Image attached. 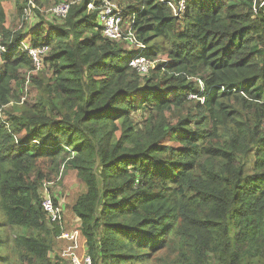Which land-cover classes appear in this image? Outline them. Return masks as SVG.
<instances>
[{"label": "trees", "instance_id": "obj_1", "mask_svg": "<svg viewBox=\"0 0 264 264\" xmlns=\"http://www.w3.org/2000/svg\"><path fill=\"white\" fill-rule=\"evenodd\" d=\"M181 1L176 16L159 0H121L125 37L145 47L134 67L91 0L25 33L28 10L51 12L18 1L13 32L0 0V108L26 72L52 70L46 84L33 79L48 99L9 125L0 118V231L21 230L0 235V264H51L65 218L47 221L40 189L54 192L62 165L85 187L65 212L92 264H264V0H165ZM158 41L170 52L152 68ZM26 44L49 49L39 70ZM191 95L195 114L174 121ZM137 111L148 115L139 130ZM10 248L14 259L2 255Z\"/></svg>", "mask_w": 264, "mask_h": 264}, {"label": "rangeland", "instance_id": "obj_2", "mask_svg": "<svg viewBox=\"0 0 264 264\" xmlns=\"http://www.w3.org/2000/svg\"><path fill=\"white\" fill-rule=\"evenodd\" d=\"M18 1H21L22 5H24V0H2V6L5 10L7 22L6 27L9 28L11 31H18L19 27V9L17 7ZM35 1V0H33ZM63 2V0H39L38 6H41L43 11L51 12V9L53 8L55 4L58 2ZM70 2H80L84 0H65ZM112 4H114L119 10H121V7L123 6V1L121 4V0H106ZM29 5V4H28ZM122 5V6H121ZM52 7V8H51ZM28 10V6L26 7L25 11ZM41 15H38L37 13L34 15L33 10L27 11V17L30 22H28L27 26L23 28V33L34 30L38 28L40 25L46 27L49 26V23L54 24H61L63 20H57L54 19V16L51 12V14L47 13H40ZM54 16V17H53ZM49 22V23H48ZM127 24V23H125ZM25 26V24H24ZM1 42V38H0ZM159 47L164 49V52L158 51V53L155 55L156 59L151 62L150 65H152V68H156L158 65L167 63L166 54L170 52V48L168 47V44L162 41L157 42ZM27 45V44H26ZM1 46V45H0ZM28 46V45H27ZM123 47L130 52H133V54L139 55L141 54V49L137 48L138 46H128L126 44L123 45ZM1 51L5 52V49H0ZM137 64V63H136ZM2 62H0V72L2 69ZM49 67L44 68L39 74H27L25 73L23 85H20L14 96L11 97V101L8 105L3 106L0 108V118L3 121H6L9 125L11 120L10 116H21L25 112H30L34 109V107L39 103V98L44 97L48 99L47 91L45 90L44 86H40L33 82V79L37 82H43L48 83L49 79L51 77L52 70H50ZM198 90L200 93H203V86L198 83L197 85ZM50 98V97H49ZM191 102L185 106L184 108H181L178 112L172 113L173 120L176 121L180 116V114L185 113H193L195 114V106L199 102L200 97L196 96H190ZM202 101V100H201ZM148 115L146 113H143L142 111H137L131 116V122L135 124V127L137 130L143 128V124L147 120ZM59 181L57 185L54 188V193L56 198H58L57 202H60L63 206L62 209L67 207V205L70 203L71 205L75 202V199L78 195V193H82L85 189L84 184L79 180L78 177H76V174L70 173L64 165H62L59 169L58 176L56 177ZM56 179V180H57ZM65 218V225H63V229L65 231V234L70 237L74 232L78 231V228L80 227V222L76 219V217L70 212H65L64 214ZM2 221V219L0 218ZM64 224V220H63ZM21 230L20 229H13L8 230L7 233L4 232V230L0 231V235L7 236V237H15L16 235H20ZM9 241V240H8ZM77 242V237H76ZM54 248L51 254V264H73L70 258L67 256L68 253H71V247L72 243L61 239L60 237L57 239H54ZM79 261L83 263L85 259H90V256L87 253V248L84 244H81L80 239L78 237V249L75 251ZM2 255H10L12 259L15 258V250L13 248H10L8 251L2 252ZM166 255H163L162 259H165ZM170 258H174L173 255L170 256ZM153 264H171L167 263L165 261H162V263H153Z\"/></svg>", "mask_w": 264, "mask_h": 264}, {"label": "built area", "instance_id": "obj_3", "mask_svg": "<svg viewBox=\"0 0 264 264\" xmlns=\"http://www.w3.org/2000/svg\"><path fill=\"white\" fill-rule=\"evenodd\" d=\"M162 3H167L173 10V13L176 16L183 14L186 10V5L184 1H181L178 6L172 5L170 2H165V0H159ZM33 4L32 2H30ZM76 2H62L51 9V12L54 16L59 19H65L69 13L71 4ZM89 9L91 11H98V24L102 28L103 36L111 41L121 42V40H125L129 43L128 46H138L137 48L143 50L145 47L140 43L135 35L130 32L126 37L123 32V17L122 12L112 3L108 1H104L99 10H96V6L94 4V0H91L89 3ZM29 51V55L33 59V64L37 70L42 67L44 57L48 53L49 49L47 47L44 48H31L24 45ZM0 49L3 48L0 46ZM138 59L133 62V66H144L145 58H143L142 54L137 55ZM137 63V64H136ZM202 85V83H201ZM193 96V95H191ZM60 180V179H59ZM58 180V181H59ZM54 182H45L40 189L41 194V207L46 214L47 221L50 224L54 223H63L65 211L58 198H56L55 193L52 190L54 187ZM77 237V242H76ZM78 237L79 233L74 232L70 237L65 234L64 229L62 230L61 239H65L72 243V247L70 248L72 251L67 255L73 264H92L91 259H85L83 263H81L75 253L78 249Z\"/></svg>", "mask_w": 264, "mask_h": 264}]
</instances>
